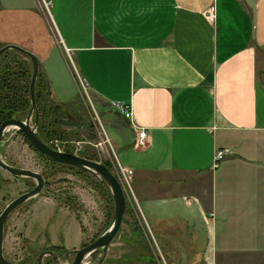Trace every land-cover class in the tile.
Listing matches in <instances>:
<instances>
[{"label":"crops","instance_id":"1","mask_svg":"<svg viewBox=\"0 0 264 264\" xmlns=\"http://www.w3.org/2000/svg\"><path fill=\"white\" fill-rule=\"evenodd\" d=\"M9 44L56 102L86 92L117 115L121 155L107 137L162 261L264 264V0H0Z\"/></svg>","mask_w":264,"mask_h":264},{"label":"rangeland","instance_id":"2","mask_svg":"<svg viewBox=\"0 0 264 264\" xmlns=\"http://www.w3.org/2000/svg\"><path fill=\"white\" fill-rule=\"evenodd\" d=\"M6 52L0 57L1 69L16 59L13 53ZM24 58L22 57L23 60ZM91 97L92 95L83 92L78 106H66L69 118H64L63 124L56 125L58 130L63 131L60 132L63 133V138L49 139V142L58 150L66 149L75 154L80 149L87 148L88 156L97 155L99 160L96 161H111L114 174L124 186L127 198L133 202L129 203L130 206L138 210L128 185L123 182L113 145L107 141L108 135L117 154L121 155L116 144L119 143L116 128L109 124L110 120L117 119V115L111 112L102 114L97 104L96 112L91 104ZM49 115L51 119L53 115ZM0 154L9 164L40 172L46 179L41 193L15 209L7 219L4 254L8 260L22 264L21 261L30 258L32 261L29 264H37L40 253L55 248L64 252L82 248L97 239L111 225L115 212L114 198L110 200L106 193L100 191L98 176L77 169L48 170L49 163L16 128L6 131ZM120 158L124 162L123 156ZM36 184L37 181L33 178L14 176L0 168V214L12 200L31 190ZM131 220V215L124 216L123 224L105 257L103 251H99L86 257L82 264H169L162 261L155 238H152L155 246L151 248V252L144 249L143 240L136 241L137 231L135 232L136 227ZM60 260L63 264H72L74 255Z\"/></svg>","mask_w":264,"mask_h":264},{"label":"water","instance_id":"3","mask_svg":"<svg viewBox=\"0 0 264 264\" xmlns=\"http://www.w3.org/2000/svg\"><path fill=\"white\" fill-rule=\"evenodd\" d=\"M14 50L24 54L32 63L33 73L30 83V98L31 109L25 119L9 118L2 122L0 126V146L4 142L6 131L10 128L21 130L31 145L40 153L48 156L50 159L66 165L75 166L101 178L110 188L115 202V212L111 225L105 230L97 239L82 248L68 251L66 256L75 254L76 257L72 264H82L84 259L96 252L103 251L104 257L108 248L119 232L127 208V196L124 186L107 165L102 162L91 159L87 155V148H82L78 153L64 152L51 147L38 133V125L40 113L36 99V84L40 75V61L39 59L27 49L9 44L0 48V57L6 51ZM118 113V112H117ZM34 119V121H33ZM33 121V122H32ZM0 168L8 171L14 176L33 178L37 184L31 190L21 194L12 200L0 214V264H19L8 260L4 254V240H5V226L10 214L22 204L39 195L45 186V178L43 174L32 169L17 167L9 164L0 154ZM45 255H51L55 259V264H63L58 257V254L48 250L40 254L38 264H43ZM104 257L101 259L103 261Z\"/></svg>","mask_w":264,"mask_h":264},{"label":"trees","instance_id":"4","mask_svg":"<svg viewBox=\"0 0 264 264\" xmlns=\"http://www.w3.org/2000/svg\"><path fill=\"white\" fill-rule=\"evenodd\" d=\"M8 52L13 53V56L16 59H14L13 62H8V64L4 68L2 69L0 68V126L2 122H4L9 118L25 119L26 113L27 112L29 113L31 109L30 83H31V75H32V63H30L31 61L28 62V58L24 54H21L14 50H9L6 53ZM14 54H17L19 56H15ZM22 57H25L24 60L22 59ZM36 99L40 113L38 133L42 137V139H44L48 144H50L49 139H53V138L56 139L63 136L62 135L63 133H60L63 131L58 130L56 128V125L58 126V124H63L64 122L61 118H59L58 122H55V118L57 116L54 115V113L56 112L54 107L64 106V108H67L66 106H70V105L78 106V103L80 101H78L79 100L78 99L77 101L67 104L56 102L51 97L50 82L47 80L46 74H43L42 72L40 73L36 84ZM48 107L50 108L51 112L50 110H48ZM49 113L53 115L51 119ZM19 131L20 133H23L21 130ZM23 135L24 137H26L24 133ZM40 154L49 163L47 165L48 170L53 171L56 168V166H60V167H66L64 169L67 168L77 169L80 172H85L86 174L94 175L84 169H80L71 165L58 163L50 159L48 156L42 153ZM89 157L94 160H99L96 154L94 155L89 154ZM103 163L106 164L113 173H115L111 161H103ZM99 179H100L99 180L100 183H98V186L100 188V191L106 193V196H108L110 200H113L112 193L110 192L107 184L101 178ZM126 215H131L132 217L131 222L136 227L135 232L137 231L138 233V235L137 233H135V236H137L136 241L140 242V240H143L144 249L147 250L148 252H151L150 251L151 248H154L155 245L154 242L152 241V237L149 233L147 225L142 219V216L139 213V211L131 207L130 204L127 203ZM155 256H157V254Z\"/></svg>","mask_w":264,"mask_h":264},{"label":"built area","instance_id":"5","mask_svg":"<svg viewBox=\"0 0 264 264\" xmlns=\"http://www.w3.org/2000/svg\"><path fill=\"white\" fill-rule=\"evenodd\" d=\"M46 9L50 10V7L52 5V0H42ZM112 105L115 109L120 111L126 119H132L133 113H132V106L130 103H126L124 101H114L112 102ZM137 140H136V147H144L149 143V134L146 129L140 128L138 130ZM108 138V137H107ZM110 142L109 138L107 140ZM60 149V148H59ZM228 153V149H218L215 155V162L214 167H218L220 165V162L224 159L226 154ZM121 173L123 174V182L126 183L128 186L130 185V171L123 168L122 166H119Z\"/></svg>","mask_w":264,"mask_h":264},{"label":"flooded vegetation","instance_id":"6","mask_svg":"<svg viewBox=\"0 0 264 264\" xmlns=\"http://www.w3.org/2000/svg\"><path fill=\"white\" fill-rule=\"evenodd\" d=\"M54 109L56 110V112L54 113V115H56L57 117L55 118V122H58V120H59V118H61L62 120L64 119V118H69V113H68V111L66 110V108H64V106H61V107H58V106H55L54 107ZM50 145V144H49ZM51 147H53V148H55V149H57L58 150V148H56V147H54L53 145H50ZM64 152H68V150H66V149H62ZM61 151V150H60ZM75 167V166H74ZM60 168H66V167H60V166H56V168H55V171L56 170H58V169H60ZM78 168V167H77ZM68 170L70 169V168H67ZM81 169V168H80ZM44 176V175H43ZM45 177V176H44ZM45 181H46V179H45ZM94 241V240H93ZM84 246V245H83ZM82 246V247H83ZM54 250V251H53ZM53 250H51V251H53V252H55L56 254H58V257L61 259V258H65V259H68L71 255H74V259H75V257H76V255L75 254H70L68 257L66 256V253L68 252H64V251H62V250H60V249H58V248H55V249H53ZM64 252V253H63ZM41 254V253H40ZM40 254L37 256V261H36V263L38 264V261H39V256H40ZM45 256H47L48 257V259H46V257ZM44 256V258H43V264H55V259L53 258V256H51V255H45ZM50 257V258H49ZM30 261H32V259H30V258H28V259H24L23 261H21L20 263H22V264H28ZM61 261V260H60ZM74 261V260H73ZM73 263V262H72Z\"/></svg>","mask_w":264,"mask_h":264}]
</instances>
